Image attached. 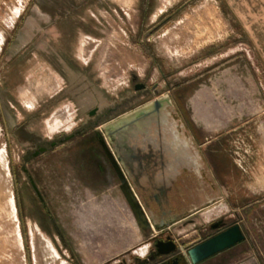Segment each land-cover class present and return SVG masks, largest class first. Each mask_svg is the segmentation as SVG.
Here are the masks:
<instances>
[{
    "label": "rangeland",
    "instance_id": "rangeland-1",
    "mask_svg": "<svg viewBox=\"0 0 264 264\" xmlns=\"http://www.w3.org/2000/svg\"><path fill=\"white\" fill-rule=\"evenodd\" d=\"M189 1L166 12L161 24L170 23L181 12L189 13ZM55 3L56 9H61L58 1ZM86 3L77 9L101 8L106 15L105 9L114 7L110 0L102 5L99 0L91 1L97 5ZM80 20L92 31L73 33L70 53L83 68L76 70L75 81L80 83V89L90 87L101 107L129 99L134 83L142 82L150 97L166 92L179 100L188 117L197 121L194 124L189 118L199 131V142L220 136L223 146L230 141L232 158L239 161L244 155L249 164L247 170L261 172L264 70L206 68L210 64L192 68L191 62H183L182 69H166L156 48L150 52L144 47L149 30H133L125 14L120 13L117 19L108 16L101 22H95L91 16L86 22ZM82 34L98 39L89 50L75 55V47L82 51L81 42L85 41ZM12 57L10 54L0 57V150H4V155L0 152V264H45L32 245L39 236L63 264H133L148 257L154 249V239L166 232L155 234L150 229L152 225L135 190L113 160L98 130L92 141L100 140L102 144L87 146L79 137L25 162L23 155L33 147L32 142L25 141L28 134L41 142L48 136L61 137L73 131L84 118L80 112L82 104L76 103L69 92L50 102L49 96L58 95L70 81L41 54L35 53L19 69L21 79L17 84L6 85L9 66L14 62ZM144 99L136 97L126 106ZM40 105H45L44 109ZM200 149L211 158L210 153ZM42 164L46 167L39 187L43 193L46 191L45 208L21 169L25 166L32 170ZM260 199L264 205V190ZM228 223L225 220V225ZM205 233L210 231L205 229Z\"/></svg>",
    "mask_w": 264,
    "mask_h": 264
},
{
    "label": "crops",
    "instance_id": "crops-1",
    "mask_svg": "<svg viewBox=\"0 0 264 264\" xmlns=\"http://www.w3.org/2000/svg\"><path fill=\"white\" fill-rule=\"evenodd\" d=\"M56 1L61 9H56ZM89 1L98 0H0V57L9 54L14 57L5 84L18 83L19 69L35 53L48 54L66 42L71 48L73 33L92 31L80 19L86 22L91 16L95 22H101L108 16L117 19L120 13L126 15L133 30H149L144 47L150 52L156 48L166 69H182L183 62H191L192 68L210 64L206 68L264 70V0H190L191 11L181 12L168 24H161L166 17L162 16L173 8L183 7L187 0H110L114 7L105 9L107 16L101 8L77 9ZM103 2L99 0L101 5ZM94 34L98 33L94 31ZM82 35L85 39L81 42L82 51L75 47V55L89 50L98 39L91 34ZM220 138L200 141V147L212 155L208 158L211 192L206 205H199L191 214L180 215L163 229L152 226L150 229L155 234L167 231L177 244L174 253L183 255L186 264H264V205L260 199L264 190V167L260 173L248 171L245 156L239 161L232 158L230 141L223 146ZM219 219L229 220L225 227L237 224L243 238L192 263L187 250L203 241L208 235L205 227ZM172 254L136 261L158 264L170 260Z\"/></svg>",
    "mask_w": 264,
    "mask_h": 264
},
{
    "label": "flooded vegetation",
    "instance_id": "flooded-vegetation-1",
    "mask_svg": "<svg viewBox=\"0 0 264 264\" xmlns=\"http://www.w3.org/2000/svg\"><path fill=\"white\" fill-rule=\"evenodd\" d=\"M41 56L70 81L64 86L65 88L62 87L58 95L49 96L52 98L50 102L69 92L76 103L82 104L80 112L84 119L73 131L64 133L61 137L48 136L41 142L32 139V135L28 134L25 141L32 142L33 147L30 153L25 152L23 155L25 162L32 161L51 152L53 148L79 137L87 146L102 144L100 140L92 141V135L97 138L98 130L104 137L113 160L135 190L136 198L150 225L163 229L167 226L163 225L164 221L178 219L184 213H193L199 205H206L211 192V184L208 181V156L200 149L199 131L189 120L190 117L179 100L166 92L150 97L145 84L135 82L134 92L127 96L129 99L122 98L111 102L107 107H101L96 93L90 87L80 89V83L75 81L76 70L83 68H80L81 64L72 58L66 44L56 46L54 51ZM142 91L144 93H138ZM136 97H145V99L126 106ZM44 107L45 105H40V109ZM126 115L127 117L118 123L122 129L120 136H110L108 140L102 126ZM44 166L46 167L42 164L38 168L33 167L32 170L25 166L21 167L42 208L46 206L44 202L46 191L44 189V193L42 192L39 182L43 180ZM189 221L191 222L192 218ZM225 228L227 227L224 220L210 222L205 227L210 231L205 239ZM169 239L174 241L169 234L158 235L153 241L154 249L151 250L148 258L165 257V255L156 256L155 243L158 240ZM140 263L136 261L134 264ZM158 264H186V262L183 260V255L173 252L170 260L165 259Z\"/></svg>",
    "mask_w": 264,
    "mask_h": 264
},
{
    "label": "water",
    "instance_id": "water-1",
    "mask_svg": "<svg viewBox=\"0 0 264 264\" xmlns=\"http://www.w3.org/2000/svg\"><path fill=\"white\" fill-rule=\"evenodd\" d=\"M127 117L124 116L120 119L110 121L102 126L105 136L110 140V136H120L121 127L118 125L122 120ZM175 218L164 221L163 225H169L171 222L175 221ZM217 225V224H216ZM215 225V226H216ZM154 228L158 229L156 226ZM243 238L241 230L237 224L228 226L227 228L219 231L218 233L204 239L203 241L195 244L187 250V254L192 261V263L200 262L207 257L219 252L227 247L234 245ZM156 256L169 255L176 251V244L171 239L167 241L158 240L155 243Z\"/></svg>",
    "mask_w": 264,
    "mask_h": 264
},
{
    "label": "bare ground",
    "instance_id": "bare-ground-1",
    "mask_svg": "<svg viewBox=\"0 0 264 264\" xmlns=\"http://www.w3.org/2000/svg\"><path fill=\"white\" fill-rule=\"evenodd\" d=\"M1 151L2 154L4 155V150L2 149L0 150V152ZM34 246H35V251L41 253L43 263L50 264V262L52 261H57L58 262L57 264H63L62 260L59 259L56 252L53 251V249L46 243V241L42 237L39 236L38 238L34 239Z\"/></svg>",
    "mask_w": 264,
    "mask_h": 264
}]
</instances>
